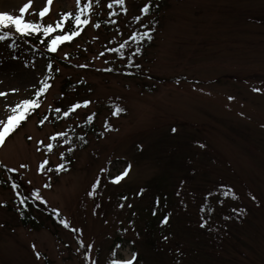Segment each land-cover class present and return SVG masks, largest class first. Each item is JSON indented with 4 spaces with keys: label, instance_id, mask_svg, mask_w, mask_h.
Here are the masks:
<instances>
[{
    "label": "rangeland",
    "instance_id": "obj_1",
    "mask_svg": "<svg viewBox=\"0 0 264 264\" xmlns=\"http://www.w3.org/2000/svg\"><path fill=\"white\" fill-rule=\"evenodd\" d=\"M84 1L88 23L57 44L47 79L43 54L0 40V120L11 114L5 104L49 85L37 112L0 142V161L69 224L43 213L20 222L0 170V264H110L131 253L133 264H264V0ZM27 2L0 0V12L20 16ZM45 6L31 0L24 21L52 23L82 9L52 0L41 18ZM142 23L150 38L137 54ZM151 210L171 226L153 232L165 237L160 255L145 243ZM229 212L240 219L222 222Z\"/></svg>",
    "mask_w": 264,
    "mask_h": 264
},
{
    "label": "trees",
    "instance_id": "obj_2",
    "mask_svg": "<svg viewBox=\"0 0 264 264\" xmlns=\"http://www.w3.org/2000/svg\"><path fill=\"white\" fill-rule=\"evenodd\" d=\"M80 3H81V8H83V6L85 4H88V2L84 1V0H80ZM151 5L154 6V4H151ZM148 8H150V7H148ZM141 9H143V8L141 7ZM150 10H152V9H150ZM64 13H67V12L63 11L60 14V17L55 19V21L52 22V23H43L39 19H37L34 22L39 23V24H43L45 26L48 25V24H52L53 27L55 28V24L57 22H61V17H62V15ZM84 16H86V11L82 14L81 19H84L85 18ZM70 19H74V17H71ZM64 23H66L67 25L64 24ZM105 23H110V21L109 22H105ZM105 23H103V24H105ZM142 25L143 26L139 27L137 29L136 33L133 36V42L136 45L135 52L137 54H141L142 53L144 44L146 43V41L149 40V37H146L144 35V33H145L144 24L142 23ZM74 26H75L74 22L70 23L69 20H63L62 21V27L65 29V30L63 29L64 32L62 31V27L61 28H55V30H61L62 33L65 34V32L71 31V30L78 31V29L82 25H77V26H79L78 28H76ZM0 30L2 32V35H3V33L5 31L9 32V35L6 36L4 39H8V42L10 44H12V43L16 44L17 41L24 40L25 43L30 45L31 49L33 50V54H36V53L43 54L45 56L46 60H47L46 61V66H45V68H46L45 69V71H46L45 78L47 79L50 76L51 72L53 71L52 61L55 58V55H54V51H51L49 49V47H48V43L50 42L49 34L47 36H45L43 34V31L41 30L40 32H35V33L29 31L27 33H20L19 35H15V34L11 33L10 31H8L7 29H5L3 27H0ZM61 31H59V32H61ZM61 35H63V34H61ZM39 42H41V43H39ZM40 45H45V47H43V49H40ZM137 49H139V51H137ZM133 60L135 61L137 59H133ZM128 64H129V62H128ZM136 66H138V65H136ZM136 70H139V69H136ZM129 74L130 73L128 72V75ZM45 83L47 84V81H45ZM45 83H43L41 87H43ZM41 95L42 94H40V96ZM40 96H38V97L35 96V97L31 98V99L38 100V98ZM37 108H35L33 111H31L27 115V117H30V116H32L33 113L37 112ZM68 109L69 108L67 107V108H65L63 110L64 111L63 112V116H65L64 113L66 111H68ZM93 117H95L94 113L92 115H89L85 119V122L86 123L88 122L89 125H90L92 123V121H93ZM22 122H23V120L19 124H21ZM63 136H64V134L62 136H58V137L62 138ZM10 169H13V168L6 166L3 162L0 161V170L3 173H6L9 176L8 177V186H10V188L13 190V203H14V206H11V209L16 212L20 222H22L23 224H28L29 225V224H31L34 221V219L35 220L37 219L39 221V219L37 217L42 215L40 213H43V218L46 219V220H49V221L64 220L62 215L58 212L57 209L47 206L46 202H45V200H43V198L42 199H37L36 196L33 195L34 192H37L35 189H30V190H27V191L22 189L21 188V183L18 180V178L17 177H13L11 175V173H10V172H15V171H11ZM13 183H15L17 185L16 188L12 187ZM22 200L24 201L23 203H21ZM158 202L159 201L157 200V196H154L151 204H152L153 207L157 208L154 211H156L159 214V212H158L159 211V206L156 205V204H158ZM154 211L151 210L149 212L151 217L149 219L147 218L144 221L145 231H146V233H149L151 235V237H149L148 239L145 240V243L147 245L150 244L151 247H153V249H154L153 251L157 252L160 255V251H162V249H164V245L161 242L163 241L162 239H165V237L161 236L159 238V240L156 241V238L153 237V235H154L153 232H154V230H157V229H159V232H162V229H164L165 233H169V232H171L170 231L171 226L169 224L168 218H167V222L162 224V221L164 220V218L166 216L164 214V212H162L160 215H158ZM224 214H226V215H224ZM224 214L222 216V219H223L222 222H224V223H225V221H228V219H234V218H237L238 220L240 219V215L237 212H229V213H224ZM158 216H160V217L158 218ZM204 216L206 217L205 214H202V220L203 221L201 220L202 222L201 223L199 222L201 228H203L204 224L206 223V220H205L206 218ZM211 218L214 219L213 216H211ZM213 224H216V223H212V225L210 224L211 225V229L214 228ZM215 236H218V233L215 232ZM121 241H122V239L119 238L117 243H121ZM171 243H172L171 245L174 246L176 249H178V250L181 249L180 246H177L178 243H177V241L175 239H173V241ZM166 248H168V247H166Z\"/></svg>",
    "mask_w": 264,
    "mask_h": 264
},
{
    "label": "snow or ice",
    "instance_id": "obj_3",
    "mask_svg": "<svg viewBox=\"0 0 264 264\" xmlns=\"http://www.w3.org/2000/svg\"><path fill=\"white\" fill-rule=\"evenodd\" d=\"M52 2V0H46V6L44 8H42L38 15L39 17H44L45 14L49 11V7L48 5H50ZM114 3L117 4H124V0H113ZM77 5L79 6L80 4V0H76ZM31 6V0H28L27 3L23 4L22 7L19 8V13L21 14L20 16H14L12 14L9 13H3L0 12V27H7L9 25L14 26L16 32L19 33H27L29 31L35 33V32H40L41 30L43 31V34L45 36H47L50 32L54 31L55 28H61L62 27V21L63 20H69L70 23L74 22L77 25H83V24H87L88 20L85 19H81L82 14L87 11L89 9V5L85 4L83 6L82 9L78 8L77 12L75 13L74 19H70L72 17L71 13H64L61 17V22H57L55 24V28L53 27L52 24H48V25H43V24H39L36 22H32V21H24L23 19V14L26 12L27 9H29ZM109 7H111V4H109ZM148 6L145 5L144 9L142 11H147ZM94 26H98V25H94ZM78 34V32L76 30H71V31H67L65 32V34L63 35H58L56 36L54 39H52L49 43H48V47L51 51H56V46L58 43L64 41V40H71L74 36H76ZM9 35V32L5 31L3 33V35H0V40H3L6 36ZM145 36L148 35V33H144ZM150 38V37H149ZM125 45H120L121 48H123ZM137 51H139V49H137ZM49 87V85H47L46 83L44 84L43 87H41L39 89V91L36 92V96H40L41 93H43L46 88ZM254 91H261V89L258 88H254ZM12 91H16V89H12ZM6 93L5 92H0V96H5L6 97ZM229 99H233V97H229ZM89 103V101H84L83 104L85 106H87V104ZM39 106V101L38 100H33V99H22L21 101H19L18 103H15L14 105L11 104L10 102L4 105L5 109H9L11 114L7 115L6 121L5 120H0V142H3L4 137L6 135H8L11 131H13L18 125L19 123L24 120L27 115L33 111L35 108H37ZM80 105L79 104H73L69 107L68 111H66L64 113L65 116L68 115V112L73 111L74 109L78 108ZM56 111H60L59 109H57ZM122 111V109L117 108L116 109V113ZM46 119V117L44 118ZM40 123H43L44 120H40ZM173 131H175V129H173ZM63 133H57L56 136H62ZM55 137H53L52 139H54ZM46 147L51 150L53 148V145L51 143L47 144ZM201 147H203V145H201ZM61 156H63V153H61ZM47 164V160H44L41 165L40 168L43 169L44 165ZM20 167H25L24 165H21ZM58 170H63V165L58 164L56 165ZM11 171H15V169H10ZM127 169H124L119 175H116L114 177V179L116 181H119L121 179V176L126 174ZM13 188H16L17 185L15 183H13L12 185ZM33 195L36 196L37 199H42L39 196L38 192H34ZM24 201L22 200L21 203H23ZM167 222V217L164 218V220L162 221V223ZM62 224H64L65 227H69V224L66 221H61ZM88 248H91L92 245L88 244L87 245ZM37 255H39V253H37ZM115 256V254H113ZM136 253H131L129 258H112L110 260V264H133V262L136 260ZM94 264V262H93Z\"/></svg>",
    "mask_w": 264,
    "mask_h": 264
}]
</instances>
